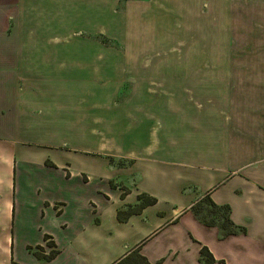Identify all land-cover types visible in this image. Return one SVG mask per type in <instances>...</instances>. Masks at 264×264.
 Instances as JSON below:
<instances>
[{"label":"crops","instance_id":"crops-1","mask_svg":"<svg viewBox=\"0 0 264 264\" xmlns=\"http://www.w3.org/2000/svg\"><path fill=\"white\" fill-rule=\"evenodd\" d=\"M88 7L0 0V264H115L135 250L149 264H201L202 248L214 264H264V95L239 93L264 78L252 64L143 68L134 50L82 46L83 22L98 21ZM160 77L186 83L185 118L148 107L144 88ZM196 183L199 196L183 195ZM142 194L155 204L119 221ZM206 195L246 233L202 225L190 208ZM49 242L50 262L28 251L47 255Z\"/></svg>","mask_w":264,"mask_h":264},{"label":"rangeland","instance_id":"rangeland-1","mask_svg":"<svg viewBox=\"0 0 264 264\" xmlns=\"http://www.w3.org/2000/svg\"><path fill=\"white\" fill-rule=\"evenodd\" d=\"M84 3L89 4V14L84 19L89 20L91 16L94 19L97 15L98 21L83 22L82 46L110 47L120 51V57L128 49L134 50L138 55L132 54L130 59L135 63L139 56L143 68L154 62L164 66L172 63L252 64L256 68L250 70L259 73L255 79L264 78V0H84ZM161 79L158 78L154 86L144 88L149 98L148 107H159L170 123L171 117L185 118V110L191 107L188 95L184 94L186 83L183 81L172 88ZM244 86L239 92L243 93V101L244 97L254 94H259L260 98L264 95V86ZM173 89L181 95H172ZM208 106L203 109L211 108L208 116L214 121L217 111L213 109L217 105ZM192 111L202 113V108L194 104ZM155 125L154 119L147 123V127ZM160 126L165 127V123ZM69 145L67 142V147ZM59 150L54 154L66 155L65 149ZM55 155L50 153V159ZM227 173L217 171L211 173L210 178L223 179ZM201 190L197 183L191 184L183 195L196 197ZM167 192L172 195L169 187L157 189L160 195Z\"/></svg>","mask_w":264,"mask_h":264},{"label":"trees","instance_id":"trees-1","mask_svg":"<svg viewBox=\"0 0 264 264\" xmlns=\"http://www.w3.org/2000/svg\"><path fill=\"white\" fill-rule=\"evenodd\" d=\"M120 166H123L120 164ZM138 205L135 207L129 208V210L124 214L123 212H118V220L123 221L122 216L129 217L132 214L139 213L143 208L152 206L155 204V200L149 197L146 194H142L138 196ZM190 211L193 215L198 219V221L206 226V227H216L220 231H222V238L245 234V230L243 228L236 227L230 220V209L227 206H216L210 200L209 196H204L201 200L196 202L193 206H191ZM203 212L205 214H203ZM205 215V216H204ZM210 217V220L207 218ZM49 239V237H45V240ZM48 247H52V251H50L47 255H43L42 248L36 247V250L29 248L28 251L34 255L38 260L50 262L57 255L58 250L55 249L54 243L49 242L47 244ZM200 263L201 264H214V259L208 252L206 248H202L200 250ZM115 264H149L147 260L141 257L137 250L130 253L124 259L118 261Z\"/></svg>","mask_w":264,"mask_h":264}]
</instances>
